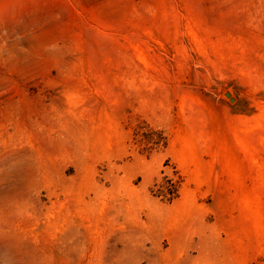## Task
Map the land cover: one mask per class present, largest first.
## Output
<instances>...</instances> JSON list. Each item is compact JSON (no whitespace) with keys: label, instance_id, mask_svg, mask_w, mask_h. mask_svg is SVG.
I'll use <instances>...</instances> for the list:
<instances>
[{"label":"rangeland","instance_id":"374dc122","mask_svg":"<svg viewBox=\"0 0 264 264\" xmlns=\"http://www.w3.org/2000/svg\"><path fill=\"white\" fill-rule=\"evenodd\" d=\"M0 264H264V0H0Z\"/></svg>","mask_w":264,"mask_h":264}]
</instances>
